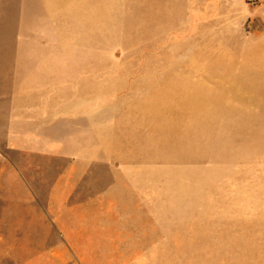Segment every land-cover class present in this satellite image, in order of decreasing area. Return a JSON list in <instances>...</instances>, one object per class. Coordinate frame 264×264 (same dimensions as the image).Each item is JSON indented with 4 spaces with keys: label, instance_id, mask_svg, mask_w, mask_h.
<instances>
[{
    "label": "rangeland",
    "instance_id": "374dc122",
    "mask_svg": "<svg viewBox=\"0 0 264 264\" xmlns=\"http://www.w3.org/2000/svg\"><path fill=\"white\" fill-rule=\"evenodd\" d=\"M0 264H264V0H0Z\"/></svg>",
    "mask_w": 264,
    "mask_h": 264
},
{
    "label": "crops",
    "instance_id": "0c3cea01",
    "mask_svg": "<svg viewBox=\"0 0 264 264\" xmlns=\"http://www.w3.org/2000/svg\"><path fill=\"white\" fill-rule=\"evenodd\" d=\"M8 141H10V143L8 144V147H11V148H14V149H17L20 151V134H13L11 138H8ZM10 171L17 176L18 183H22L24 185L27 183L25 178L23 176H21L19 169L12 168ZM26 186L29 187L28 185H26ZM32 203L33 204L37 203L36 198L33 196H32ZM64 204L69 208L68 199H65L63 201V205ZM70 210H71V208H70ZM70 210L67 209L66 211H70ZM72 210H73V208H72ZM62 233H65V232H62ZM66 242H67V245L72 248V245L70 244V242L68 240H66Z\"/></svg>",
    "mask_w": 264,
    "mask_h": 264
}]
</instances>
